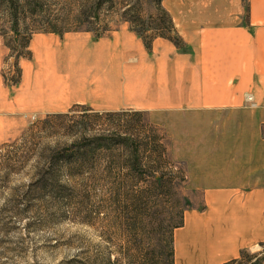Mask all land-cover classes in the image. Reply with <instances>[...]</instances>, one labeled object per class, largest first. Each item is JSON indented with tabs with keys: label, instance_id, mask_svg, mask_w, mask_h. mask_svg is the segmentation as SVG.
<instances>
[{
	"label": "crops",
	"instance_id": "obj_1",
	"mask_svg": "<svg viewBox=\"0 0 264 264\" xmlns=\"http://www.w3.org/2000/svg\"><path fill=\"white\" fill-rule=\"evenodd\" d=\"M162 5L183 48L158 37L149 50L130 27L34 33L20 82L0 73V140L78 105L148 114L185 171L190 205L172 230L173 264H231L264 244V0ZM4 54L0 38V69Z\"/></svg>",
	"mask_w": 264,
	"mask_h": 264
},
{
	"label": "rangeland",
	"instance_id": "obj_2",
	"mask_svg": "<svg viewBox=\"0 0 264 264\" xmlns=\"http://www.w3.org/2000/svg\"><path fill=\"white\" fill-rule=\"evenodd\" d=\"M9 2L0 0L2 42L1 33L12 27ZM69 2L34 0L33 15L18 13L28 19L17 25L19 32L47 26V18L35 13L63 15ZM125 3L134 6L132 24L123 17ZM101 13L103 20L84 27L105 33L125 27L142 30L138 21L148 19L154 25L162 17L154 0H112ZM146 29L143 34L150 41L154 32ZM9 53L5 45L0 69L4 83L3 73L8 79L15 73L14 56L4 63ZM23 124L27 126L20 133L0 140V146L10 144L3 152L30 156L6 187L0 183V264L168 263L170 233L190 202L184 167L171 157L163 127L144 112L98 113L81 105ZM75 141L79 157L70 162L78 172H64L66 185L42 189L36 180L32 185L26 175L41 167L37 155ZM16 186L20 190L13 196ZM254 262L264 264V244L246 250L234 264Z\"/></svg>",
	"mask_w": 264,
	"mask_h": 264
},
{
	"label": "trees",
	"instance_id": "obj_3",
	"mask_svg": "<svg viewBox=\"0 0 264 264\" xmlns=\"http://www.w3.org/2000/svg\"><path fill=\"white\" fill-rule=\"evenodd\" d=\"M33 1L34 0H10L9 2L11 5L9 16L12 22V27L9 30L12 31V34L10 33V31H8L7 33H1V35L4 37V44L10 49V53L5 57L4 63H7L9 57L11 56H14L16 60L14 63L15 73L12 78L8 79L5 76V73H3L5 83L8 86L16 85L21 80L22 70L19 65V60L21 57H31L32 53L30 50V41L34 33L42 31L63 34L65 32L71 31H90L93 32L97 37L102 36L105 34V32L84 26L86 24H97L98 21L103 20L101 13L103 10V6L108 1L112 0H69L72 2H69V8L63 15L60 14L54 17H49L47 14H43L40 12L35 13L36 17L47 18V26L40 28L33 25L32 28L28 27L27 30L19 32L17 25L20 22H28V19L21 18L18 13L23 11V15H26V13L27 16L33 15L34 11L33 9H31ZM154 4L155 10L159 15L162 16L161 18H159L160 20L158 21V23H154V25H152L150 23H147L148 19L147 21L146 19H142L141 21H138V23H142L143 29L134 30L132 28V30H134L136 34H138L142 38L145 46L149 50H151L152 48L153 40L158 37L169 39L176 46L183 48V40L174 25L172 17L163 7L162 0H154ZM122 8L124 9L122 11L124 19L132 24L133 15H131V13L134 10V6L125 3L123 4ZM33 20L34 21H31L33 24L38 22L35 21V19ZM146 28L154 32L152 40L150 41H147L143 34V32L147 31ZM7 38L9 39L8 41ZM14 43H17L18 45H13ZM9 145L10 144L8 143H4L2 146H0V183H3L5 185L4 187H6L7 184L11 182V177L13 175L23 171L21 169L24 167V164H26L30 159V156H28L26 153H20L19 151L10 153L3 152V149ZM78 157L79 151L77 149L76 141L69 147L66 146L62 148H53L50 149L47 154L39 153V155H37V167L40 165L41 167L39 169L36 168L34 171H28L30 173H28L26 176H29V179L30 181H32V183L34 180H36V182H38V184L36 185L41 186L42 189H52L54 186H56V184L64 186L66 185L63 182L64 172H78L75 165H72V163L70 162V160L72 159L77 162ZM42 160H45V163H42ZM36 182L34 181L32 185H34ZM19 190L20 188H17L16 186L12 195L16 196ZM181 224L182 218L178 225ZM171 235L172 231L170 233L168 248V256L170 260L166 264H173V247ZM245 253L246 250L242 251L240 256L237 259H234L231 264L240 263V261L244 258ZM257 262L249 264H256Z\"/></svg>",
	"mask_w": 264,
	"mask_h": 264
},
{
	"label": "built area",
	"instance_id": "obj_4",
	"mask_svg": "<svg viewBox=\"0 0 264 264\" xmlns=\"http://www.w3.org/2000/svg\"><path fill=\"white\" fill-rule=\"evenodd\" d=\"M245 97H246V101H247L248 105H250V106H255L256 105L254 96L252 94L247 93ZM32 119H35V117L32 116Z\"/></svg>",
	"mask_w": 264,
	"mask_h": 264
}]
</instances>
